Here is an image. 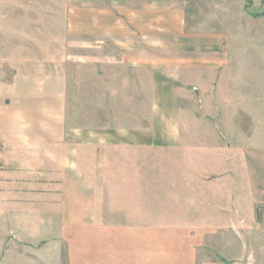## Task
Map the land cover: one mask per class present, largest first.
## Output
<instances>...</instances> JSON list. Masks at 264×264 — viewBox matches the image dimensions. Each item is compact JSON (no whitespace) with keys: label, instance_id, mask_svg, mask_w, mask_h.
<instances>
[{"label":"rangeland","instance_id":"1","mask_svg":"<svg viewBox=\"0 0 264 264\" xmlns=\"http://www.w3.org/2000/svg\"><path fill=\"white\" fill-rule=\"evenodd\" d=\"M153 1L171 3L156 9L149 47L145 26L123 21L118 35L184 65L176 151L100 137L132 131L136 110L148 128L152 105L130 79L99 84L122 60L107 52L127 46L99 41L107 27L90 6L148 0H0V264H264V0ZM87 49L104 56L86 59ZM129 60L119 64L131 77ZM68 158L79 174L69 191L87 201L62 218L32 197L51 192L56 170L66 177Z\"/></svg>","mask_w":264,"mask_h":264},{"label":"crops","instance_id":"2","mask_svg":"<svg viewBox=\"0 0 264 264\" xmlns=\"http://www.w3.org/2000/svg\"><path fill=\"white\" fill-rule=\"evenodd\" d=\"M165 3H171V2H164L159 6L154 2L153 0H148L147 5L142 6V4L135 3L134 5L125 6L121 5L117 2L113 3H107V4H101L98 7L90 6V14L93 16L99 17V25H106L107 28L100 29V32L106 33V36L103 35V33H100V42H107L109 44L108 46H115V48H119L118 46L126 45L125 51H120V53L116 50L107 52L106 58L113 57V58H121V61L113 62L112 66L115 68L110 72H104L105 75L108 76V79L106 81H102L101 77L97 78V80L100 81L103 84L106 85L107 89H115V88H123L124 81L126 84L129 82V85L132 86L136 84V88L139 89H148L150 91V105L151 109H149V115L151 119V126L148 128H141L139 125H137L139 121V116L137 117L138 110H136V115L133 116V122L136 123V128H134V123H132V131H128L127 133H124L122 129H115L118 131L112 132L110 135H108V138H112L113 141H104L105 136L102 132H100V137L103 139L102 142L106 143H112L114 141L118 142H125L129 143L131 145L136 146H143V145H151L156 147H162L167 149L168 151H176L177 149H180V145L182 140L181 138V131L179 130V107H178V101L180 97V85H181V74L183 73L184 65H182L180 62H176L175 64H171L169 62L157 60L155 55L152 53H149L148 51H140L138 47L140 46V38L138 34L132 35L128 38H123L120 35H118V32L122 31V24L123 21L125 24L131 25L132 31L138 32V29L140 26L144 27V32L139 33L143 35V43H147L145 46H150L151 44V36L155 32V27L157 25L156 22V15H157V8H164L165 10H168L170 8L169 5H166ZM142 6V7H141ZM168 12V11H165ZM106 19V20H105ZM103 20L106 22L103 23ZM92 21L90 22L91 25ZM136 36V39H135ZM95 41L94 39L89 40V42ZM128 41V42H127ZM150 42V43H149ZM115 44V45H113ZM89 50V51H88ZM118 53V54H117ZM103 57L104 54L102 52L97 53V51H91V49H87L84 53V58L86 59H92L94 57ZM123 57L131 59L126 64L127 67L130 69L131 77H128L127 75L123 74V69H120V66L124 63ZM88 62H86L85 66L89 68H95L92 63L90 62V66L87 65ZM121 65H120V64ZM108 64V63H105ZM125 65V64H124ZM108 66V65H107ZM121 66V67H122ZM110 68V67H109ZM126 68V70L128 69ZM133 71L136 73L135 78L133 77ZM126 73V72H125ZM127 72V74H130ZM111 74L114 75L113 81H111ZM122 75V77H119V75ZM138 74L140 75H147L143 76L142 80L139 78ZM94 76V73L93 75ZM107 78V77H106ZM121 79V80H119ZM119 80L121 87L118 86L116 83ZM90 85H92V81H90ZM118 90V89H117ZM158 123H161V126L158 125ZM33 124L35 127H38L39 124H37L36 121H33ZM134 128V129H133ZM114 130V129H113ZM112 130V131H113ZM41 133V131H39ZM90 132V131H89ZM5 135L3 137H12L11 130L5 131ZM24 132L20 134L22 136ZM91 135V132H90ZM180 144V145H178ZM124 152L123 146H120ZM150 147V146H149ZM107 150V154H116L118 153V148L114 150L116 147L112 146H105L104 147ZM84 163L89 167L92 168L91 163V156H90V149H86L84 151ZM108 157V156H105ZM111 158V157H110ZM88 159V164L86 163ZM61 166L64 165V174L66 177H63L62 172L60 170H56L55 176L51 178L50 184L46 183V186L50 187L51 192L48 194H35L36 200L39 201H47L51 200L52 202V209H55L58 211V215L62 218H69L71 216V204L70 203H86L87 197L86 194H84V197L81 195H75L70 193V184L74 183L71 182V180L76 179V176L78 173H72L70 170V158H68L65 162L60 161ZM106 167V163L103 161L101 163V168ZM109 168V167H108ZM109 170V169H108ZM84 178H89V174L86 171V167L83 169ZM105 172L101 173V176L104 177ZM79 177V174H78ZM91 179V178H90ZM44 181V178H41V188L45 185L42 183ZM149 184H151L150 179L148 178ZM137 186L140 183V180L137 179ZM221 182H217V188L220 187ZM37 185V182L34 183ZM136 184V183H135ZM223 184V182H222ZM10 186V185H9ZM88 187V186H87ZM20 189H27V183L24 184V186H21ZM63 193H62V192ZM88 191H90V188L88 187ZM21 192V190H20ZM19 193L18 197L21 198L19 201H25L28 196L27 193ZM102 194V190H101ZM11 197V192L9 191L8 194L6 192L7 201ZM134 195V193H133ZM133 199H135L133 197ZM27 207V206H26ZM68 221L64 222V225H67ZM56 248V246H55ZM58 252V248L54 249V247L51 248V254L50 257L54 259V253Z\"/></svg>","mask_w":264,"mask_h":264}]
</instances>
